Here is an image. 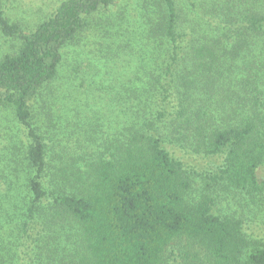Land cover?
<instances>
[{"label":"trees","instance_id":"16d2710c","mask_svg":"<svg viewBox=\"0 0 264 264\" xmlns=\"http://www.w3.org/2000/svg\"><path fill=\"white\" fill-rule=\"evenodd\" d=\"M162 1L167 15L160 30L170 44L167 63L161 67L164 82L132 80L129 106L144 109L131 111L116 135L95 145L102 147L97 155L82 162L67 152L68 161L55 162L45 142L46 131L36 119L31 121L33 103L52 93L63 47L114 0H62L29 30L0 9V40L14 41L9 52L0 45V105L12 109L28 137L22 154H17L28 192L17 195L12 217L28 247L24 248L27 264H48L57 254L62 264H264V238L251 237L236 213L213 210L227 196L232 199L221 206L230 201L239 204L240 196L264 213V60L257 63L256 75L242 71L238 81L242 95L247 94L240 98L249 99L250 110L241 109L237 123L213 126L201 106L192 104V94L204 96L214 87L222 89L214 73L222 74L217 52L225 47L223 39L205 23L202 14L207 7L201 2ZM215 4L211 0L209 10L216 11ZM236 5H244L241 26L250 36L256 35V45L264 50V0ZM231 28L220 31L224 39H229ZM231 52H240L239 45H233ZM119 59L107 57L106 62L120 67ZM150 64L147 58L140 73H150ZM121 67L126 75L132 69L129 64ZM211 67L213 83L207 86L200 74ZM152 92L157 95L151 96ZM52 115L46 120L50 124L53 118L61 119L55 111ZM79 115L86 118L88 131L95 129L96 114ZM41 119L42 124L43 115ZM63 119L71 121L68 114ZM178 129L193 130L195 145L207 159L206 169L195 171L167 149L166 132ZM50 162L54 163L51 180L59 184L47 187L44 170ZM44 199L51 204L48 211L42 207ZM0 264H13L11 255L0 253Z\"/></svg>","mask_w":264,"mask_h":264},{"label":"rangeland","instance_id":"374dc122","mask_svg":"<svg viewBox=\"0 0 264 264\" xmlns=\"http://www.w3.org/2000/svg\"><path fill=\"white\" fill-rule=\"evenodd\" d=\"M60 1L62 0H0V9L10 20L19 22L25 30H29L38 21L46 18ZM195 1L207 7L203 11V19L205 23L210 24L214 36H221L225 47L217 52L221 60L219 65L222 74L218 76L214 73L220 80L218 86H222L223 90L214 87L204 96L198 94L196 97L192 94V104L201 106L204 116L208 117L213 126L234 124L237 123L236 114L241 109L248 112L252 107L249 99L242 101L240 98L247 95H242L238 82L240 74L248 70L251 76L256 75L260 70L257 63L264 60V50L261 45H256V35L250 36L245 32V27L241 26L244 24L240 22L244 5L238 7L236 3L243 0H216V11L208 8L211 0ZM166 13L162 0H114L109 8L96 12L89 28L63 47L62 61L56 77L52 80L53 91L46 94V100L35 99L31 119H36L40 128L46 131L45 142L50 145L56 163H60V159L68 161L69 153L79 156V162L84 161V157L86 161L87 158L97 155L102 147L95 146L96 144H103L116 135L119 127L129 119L131 111L144 109L143 105L129 106V84L132 80L140 81L142 77L153 82H164L161 67L167 63L170 44L167 43L160 26L166 21ZM227 27L232 28L228 33L229 39H224L220 31L226 33ZM13 42L12 39L2 38L0 45L4 51L9 52ZM235 44L240 47L238 53L231 52V47ZM145 52L148 53L147 58L151 63L149 67L152 68L147 75L138 70L144 61L147 63ZM118 54L120 56H117ZM107 57H119L120 67L106 62ZM128 64L133 70L130 69V73L126 75L127 72L123 71L125 68L121 66ZM247 66L250 68L245 69ZM213 72L211 67L206 74H200L207 86L213 83ZM157 87L160 88L158 85ZM258 88L259 85L254 89ZM196 89L195 84L193 90ZM152 95L155 97L157 94L152 92ZM239 102L241 105L238 110L233 111L232 107L237 106ZM150 103L153 104L154 100ZM53 111L60 114L61 119L56 121L53 118L51 122L54 124H50L46 120H51ZM90 111L96 114V119H93L96 122L95 129L92 131H88L86 118L79 115L83 112L89 114ZM64 114L71 117L70 122L63 119ZM185 130H168V139L164 138L168 148L165 147L175 156L181 157L182 161L195 171L206 169L207 159L201 152L202 149L195 145L193 130L190 129L188 133ZM27 140L26 128L16 120L12 109L0 105V253L10 254L13 264H27L24 258H28L24 250L28 247L24 245L21 233L15 229V218L12 219L17 209V195L28 192L22 164L19 162L17 166V154H22ZM53 164L50 162V166L44 170L46 174L43 181L47 187L53 183L59 184L51 180ZM262 172L264 178V165ZM231 199V196H227L224 200ZM236 200L239 204L230 201L232 203L228 206H221L222 201L216 203L213 210L219 213H236L235 215L241 218L242 227L251 237L264 238V213L240 196H237ZM50 206V202L44 199L43 209L48 211ZM62 243L69 247L64 239ZM58 250L61 251L60 247ZM60 260V254L53 255L48 264H62Z\"/></svg>","mask_w":264,"mask_h":264}]
</instances>
